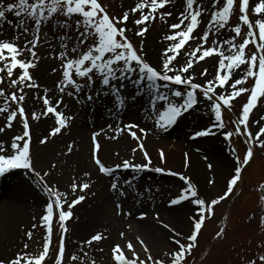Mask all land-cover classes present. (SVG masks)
<instances>
[{"label": "snow or ice", "instance_id": "1", "mask_svg": "<svg viewBox=\"0 0 264 264\" xmlns=\"http://www.w3.org/2000/svg\"><path fill=\"white\" fill-rule=\"evenodd\" d=\"M173 3L174 0H138L122 15L111 16L101 0H16L13 3L0 0V36H3L5 25L16 32L12 38L0 39V85L6 83V74L8 86L17 90L9 94L0 87V98L3 99L0 117L5 119L0 133L13 128L15 122L22 129L10 142L0 140V179L23 172L26 179L35 177L33 186L45 196L40 223L32 226L33 230L37 227L45 230L42 252L33 255L28 251L30 244L25 243L23 250L14 257L0 259V264H45L53 248V222L57 218L60 239L55 264H66L67 221L74 216L75 207L86 200L87 190L92 185L91 173H84L88 178L86 182L71 184L70 192L75 194L79 191L81 194L69 200V191H61L45 179L49 172L41 175L36 170L31 132L33 121L42 117L52 119L48 135L40 140L41 144H46L50 138L70 127L76 114H67L69 106L65 97L74 99L81 110L87 108L93 114L97 105L105 102L111 105L107 109L108 115L118 123L115 127L109 124L107 129L93 133L92 160L98 171L109 178L110 190L117 197L116 208L121 215L124 214L121 201L130 195L127 189L136 186L137 176L145 171L177 176L182 185L179 194L170 198V206L185 202L193 205L187 233L160 221L161 227L171 234V247L162 254L154 255L141 237L136 236L134 243L125 232H121L120 238L125 240V244L113 242L111 264H186L187 256L198 245L205 219L213 213L215 205L233 194L242 180V172L254 158V149L264 150V127L256 132L250 127L252 111L264 100V0H256L254 5L251 0H211V10L203 0H184L179 22L168 25L171 34L164 36V40L170 43L163 49L160 62L153 64L147 58L143 44L139 47L134 45L128 33L143 38L158 18L166 21L174 15L168 10V5ZM237 9L239 15L233 24ZM250 13L256 16L255 20ZM205 14L209 16L206 25L202 19ZM73 25L75 35H72ZM21 37H24L23 45ZM190 40L198 43L186 49ZM41 43L54 50L53 58L60 61L56 70L61 72V78L55 90L44 87L43 96L36 97L43 103V110L37 113L29 112L25 104L26 89H41L32 71L37 67V49ZM57 48L58 52L55 51ZM26 52L30 56L26 57ZM178 57L184 60L183 64ZM208 58L217 61L215 75L211 79H207V69L198 75L194 71L195 64ZM200 78H204L203 82H197ZM244 96H247V101L241 105L239 117L232 121L235 133L227 131L223 112L226 109L231 113L239 98ZM142 97H147L143 111L153 123V133H168L199 112L208 116V123L190 134L192 140L215 136L218 131L228 141L234 134L244 137L248 147L243 158L232 148V170L225 177L226 186L222 194L206 198L191 177L171 169L152 167L144 143L149 130L137 123L125 124L122 120L123 114ZM12 105H15L14 110ZM256 123L260 124V121ZM109 130L114 134L109 139H118L120 133H127L138 142L132 149V158L121 159L113 165L103 161L98 137ZM72 150V146L67 149L68 152ZM137 150L142 152L145 162L135 161ZM185 156L187 158V153ZM160 158L162 161L165 158L162 149ZM208 168L213 169V164L209 163ZM126 172L133 174L130 179L122 176ZM208 183L214 185L216 182L209 180ZM261 188L264 189V185ZM147 191L151 193L152 190ZM132 195L139 199L138 186ZM127 215L132 213L129 211ZM147 215V212H142L140 218ZM26 235L31 241L33 231ZM223 235L224 230L221 229L217 238H223ZM106 239L108 237L104 233L92 235L81 245L80 255H71L72 264H95L84 245L91 248L94 243ZM137 245L142 252L137 250ZM257 248L258 252L251 258L246 256L243 264H264V242Z\"/></svg>", "mask_w": 264, "mask_h": 264}, {"label": "bare ground", "instance_id": "2", "mask_svg": "<svg viewBox=\"0 0 264 264\" xmlns=\"http://www.w3.org/2000/svg\"><path fill=\"white\" fill-rule=\"evenodd\" d=\"M127 1L132 5L126 7L122 2H117L116 4H119L118 9L127 11L135 5L137 0ZM168 9L174 13L175 4H170ZM129 27H132V25L129 24ZM163 33L165 35L168 33L171 34L170 29L164 30ZM149 35L151 37L150 39H146V43H143V47H147L144 49H146L145 51L149 61L158 64L161 60L162 53L159 47L163 45L165 48L170 42L164 40V37H161L160 40H155V34H153V32ZM223 38L222 36L221 39ZM151 39L153 40L151 41ZM196 43H198V41H192L193 45ZM178 59L180 62H184L183 59L179 57ZM209 67L212 69L208 70L207 79H211L215 75L214 65L210 64L207 68ZM195 70L194 68V71ZM46 77L48 81V78L50 79L51 76L46 72ZM203 79L204 78H200L197 81L200 80V82H203ZM129 91H131V89H129ZM146 102L147 97H142L136 103L132 104L123 114V122L125 124L137 123L140 124L141 127L149 130V135L144 143L151 157L153 168H173L172 171H175L176 168L177 172H183L185 175L191 177L193 183H199V186H197L200 193L204 196L206 191L203 189L202 181L203 177H205L204 172L206 171L199 166V163L194 158V154L189 150L191 148L189 144H191L192 141H190L191 143L187 141V133L184 130L189 124L198 125L199 123L193 122L195 119L208 122V116H202L199 112L190 116L187 121L181 124L177 132L174 131L175 128L172 129V132L174 131V137L177 138V142H171L161 138L164 136L162 132H152L153 123L147 119L143 111ZM109 107H111V105L108 102L97 105V110L94 114L87 108L83 110L79 108L76 113V119L73 121L72 125L63 130L62 134L50 139L46 144H41L40 140L46 136L44 135L46 126L53 124V121L47 118L36 121V126L32 129V149L35 165L37 167H47L50 169V175L45 177L46 180L58 187L61 191H69V200L75 195L81 194L79 191L72 194L70 192L71 184L74 182H86L88 178L84 176V173H91L92 185L90 190H87V198L85 201L81 202L80 205L75 207V209L77 208L78 210L79 207L81 208L83 205L85 209L76 210L72 220L76 216H78V219L77 221H72L73 223L66 237L67 248L69 250L76 247L78 251L74 252H79V254H81L80 247L84 241L89 239L92 235L104 233L108 237V239L101 241L103 244L102 251L105 252L107 251L106 242L121 239L120 233L125 232L129 239L134 236L142 237L153 253L157 251L155 254H161V250H166L171 246L170 238L165 232L166 230H162V228L155 223L153 218L159 222L163 221L169 224L176 230H182L184 232L189 228L188 219L187 222H185L184 218L182 219L184 213L187 211L175 213V209L166 208L165 206L162 207V200L159 193H162L163 190H158L159 193L155 190L156 184L162 181L161 177H156V175L151 174V172H142L136 180V186L139 188V199H135L132 195L136 190V186L134 189H127L130 195L127 200L121 201L124 204V214L121 215L119 213V210L116 208L117 197L110 190V180L99 174L95 165L90 160L92 155L90 150V139H92L93 133L101 131V129H107L109 124L116 125L118 123L109 117L107 112ZM26 109L29 112L35 111L39 113L43 110V105L27 97ZM136 109H138V111H136L137 114L135 115L134 112ZM74 112H76L75 108L70 105L67 114L70 115ZM4 123L5 122H0V126ZM16 128L17 127L13 126L9 134H7V130L4 133H0V140L10 142L14 135L20 134V131ZM112 135L114 134L109 130L106 134L102 133L101 136L98 137L99 143L101 144L100 155L103 161L113 165L122 158H132V149L135 147V140L127 133H120L118 139H109L108 137ZM137 135L141 134L137 132ZM215 143L216 141L212 142L208 140L205 141L204 144L203 142L199 144L205 148L207 153L216 156L219 151L217 147H215ZM69 146H72V152L67 151ZM175 147H178V151L175 150ZM157 149H164L165 158L163 161L161 159L159 160ZM181 149L189 153L188 158L191 159L190 162L184 163L183 157L182 162H179L178 156L179 150ZM116 153H119V156H117ZM121 156L122 158H120ZM220 160L222 161V159ZM135 161L143 163L137 153H135ZM221 165L222 166L214 169L216 179L219 178V174L224 171L223 167L225 164ZM129 176L132 177V175ZM13 177L16 179H12ZM13 177L8 176L6 179H2V183L0 184V257L10 253L13 245H15L14 237L19 235V229L23 227L26 229L31 227L33 229V224H38L42 215V197L37 189H33L30 186V184L35 181V177L26 179L23 172ZM171 183L174 184L175 187L170 184L168 191L171 192V194H175V192L179 193L182 183L176 179H172ZM215 184L216 185L207 192L211 194L210 196L216 194V187H218L219 184L218 180H216ZM173 187L174 190H172ZM148 189L152 190L151 193H148ZM186 205L188 204L185 202V207H187ZM133 209L136 213H133ZM129 211L132 213L131 216L127 215ZM142 212H147L148 214L143 219L137 216ZM153 213H155V215H152ZM157 215L159 219H157ZM35 230L37 232L40 231V227H37ZM88 233L90 235L84 239L83 236ZM85 247L86 245H84V249ZM99 247H101L99 244L93 245L91 247L93 250L92 252L97 255H103V253L97 252V248Z\"/></svg>", "mask_w": 264, "mask_h": 264}, {"label": "rangeland", "instance_id": "3", "mask_svg": "<svg viewBox=\"0 0 264 264\" xmlns=\"http://www.w3.org/2000/svg\"><path fill=\"white\" fill-rule=\"evenodd\" d=\"M104 1L107 3V5ZM104 1L103 3H105L106 7H108V10L110 12L109 14L111 16L122 15V13L125 11V10L118 9L117 6H114V4H112V2H109L108 0H104ZM123 4L126 7H129L131 5V3H129V1L127 0H125ZM238 15H239V12L237 9L236 15H234L232 18V19H235L236 22H237ZM250 16H251V13H250ZM162 30L164 29H160L158 31H162ZM151 32L155 34L154 35L155 40H160V32L156 34V31L153 26L150 27L149 31L145 33V36L143 38L140 37L138 39L136 37L137 40H135L134 38L130 36L129 37L132 39V41L135 40L134 44L137 47H139L141 43L142 44L146 43V39H150L151 36L149 34ZM152 40L153 39H151V41ZM188 45H190V43ZM188 45L185 48H187ZM143 48H147V47H143ZM159 49L163 51V46L159 47ZM210 64L214 65V71H216L217 61L214 59L208 58L205 61L199 62L197 64V67L194 65V68L196 69L195 70L196 74L198 75L204 69H207V70L212 69L211 67L207 68ZM197 82H200V80ZM246 101H247V96L239 98V102L236 103V106L234 107L231 113H229L226 109L224 110L223 118L227 115L229 119V123H227L228 125L227 131H232L233 133H235V126L232 123V121L235 118L239 117V114H240L239 109L241 105L245 103ZM12 108L15 109V107H12ZM263 109H264V100H262V102L258 104V106L252 111V114L250 116V122H251V130L253 132H256V129L260 127L261 125H263L264 123V120L261 121L259 119V121L261 122L260 124L257 125L256 120L253 119V116L256 113L257 115L262 113L263 118H264ZM200 121L201 120H199V122ZM252 122H255V123L252 124ZM205 123L206 122H200L198 125L193 126V129L198 130L202 128V126L205 125ZM170 139L173 140L174 137H171ZM200 140H202L201 142H203V144L205 143V141H208V140L212 142L216 141L215 147H217L219 151L216 156H212L207 152L206 153L202 152V154L193 153L194 158L199 163V166H201L202 169L206 171L204 172L205 177H203V181H202L203 189L204 191H206V194H204V196L206 198H212V196H210L211 194H208L207 192L209 191L210 188L214 187L216 184L214 185L209 184L208 181L215 180L216 182V180H218V183H219L218 187H216L217 188L215 192L216 194L213 195V197H215L218 194H222L226 186L225 177L232 170V164H233L232 146L230 147L231 143L228 142L226 139H224L223 134H221L219 131L217 132L215 136H209L207 138L206 137L200 138L197 141H200ZM231 142L234 146H236L234 148L236 150V153L241 158H243L246 152V149L248 147V145H246L244 142V137L237 136L234 134L233 137L231 138ZM185 148L188 149L187 147ZM204 149L205 148H203V150ZM175 150L178 151V147H175ZM186 153L187 155L189 154L187 151H184L182 149L179 150L178 157H179L180 163L182 162V157L185 158L186 163L190 162L191 159L185 157ZM205 157H207V159H205ZM220 159H222V161ZM220 162L225 164L223 167L224 171L223 173L221 172L219 174V178L216 179V174L213 171L214 169H216V167H219ZM209 163L213 164L214 166L213 169L208 168ZM41 168L43 169V167ZM165 169H169V168H165ZM170 169L172 170L173 168H170ZM176 170L177 169L175 168L174 172H177ZM210 172L212 174H210ZM162 175H164L166 178L175 177L167 173L166 174L162 173ZM169 184H171L169 180H166L164 182L162 181L161 183V185L164 187L163 189L165 193L169 189V186H170ZM197 185L199 186V183H197ZM262 185H264V150L257 147L254 149V158L252 162H250V164L243 171V178L235 187L233 194L227 197L225 200L221 201L219 204L214 206V209H213L214 212L212 213V219L209 223H207V225L204 227V229L201 231L200 235L198 236V245L192 250L191 252L192 256L190 258H195V262H196L198 256L201 255L205 257L204 260L200 261L198 264H243L246 256L251 258L253 253L258 252V248H257L258 244H260L261 242H264V189L261 188ZM42 195L45 201V196L43 193ZM176 196L177 194H175V197ZM170 198H173V194L166 197L165 203L167 205L169 204ZM43 202H42V205H43V210H44L45 202L44 203ZM183 205H175V207H173L175 209L174 212L179 213L182 211L184 212L187 211L186 213H191L193 209V205L188 204V205H191L192 207H189L188 205H186L189 208L185 207V204ZM82 208L85 209V206L82 205L81 208L79 207L78 210L76 208L75 212L76 210L77 211L83 210ZM228 210H231V215L228 221L229 223L228 228L226 232H224L223 238H217L216 240H213L216 242V244L214 246H211L213 244L211 237L216 236V234L219 232L217 231V227H218L217 222L221 221L225 213L227 214ZM112 212L114 213L113 210ZM186 213H184V216L182 217V219L184 218L185 222H187V219H188L187 215H189ZM54 221L55 223H54L53 229H54V236H55L56 241L53 243V248L50 251L49 257L46 259L45 264H55V257L58 252L56 243L57 241H59V238H60L58 237L60 227L58 223V218L54 219ZM158 226L161 227V224H159ZM188 231H189V228L186 229L184 232L187 233ZM18 232H19V235L18 236L16 235L14 237L15 245H13V248L10 251V253H8L6 256L0 257V259L14 257L19 251L23 250V245L25 243L30 244V249L28 251H30L33 255H36L42 252L43 250L42 245H43L44 232H45L43 228L41 229L40 234L38 232L33 231V237L31 241H29L27 238L25 228L19 229ZM165 232L168 234L167 230ZM88 235L90 234L88 233L85 236H83L84 239ZM134 238L135 237H131V239H133V242L136 243ZM114 241L121 243L120 239H116V240L107 242V244L111 247V244H113ZM101 246H103V244H101ZM208 247H211V249H209L207 254L205 255L204 249H207ZM137 250L142 252V249H140L138 245H137ZM162 251L163 250H161V252ZM107 255L111 256V253L108 254V252H106L101 257L99 256V258L94 255L93 257H90V259H94L95 264H111V259L109 260V257ZM154 255H159V254H154ZM70 257H71L70 253L67 252L66 253V264H72ZM186 264H188L187 261H186Z\"/></svg>", "mask_w": 264, "mask_h": 264}]
</instances>
